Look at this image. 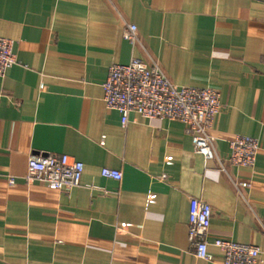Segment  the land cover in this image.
I'll return each instance as SVG.
<instances>
[{
  "label": "crops",
  "instance_id": "0c3cea01",
  "mask_svg": "<svg viewBox=\"0 0 264 264\" xmlns=\"http://www.w3.org/2000/svg\"><path fill=\"white\" fill-rule=\"evenodd\" d=\"M0 36L18 60L0 77V264H221L217 238L264 264V0H0ZM133 57L220 92L213 159L178 121L123 127L106 106L108 68ZM237 135L260 141L254 166L229 162ZM33 154L81 161L80 186L28 182ZM191 198L212 208L213 261L190 246Z\"/></svg>",
  "mask_w": 264,
  "mask_h": 264
},
{
  "label": "built area",
  "instance_id": "2783aa9c",
  "mask_svg": "<svg viewBox=\"0 0 264 264\" xmlns=\"http://www.w3.org/2000/svg\"><path fill=\"white\" fill-rule=\"evenodd\" d=\"M124 37L133 45L138 42L137 26L130 24ZM18 62L14 41L0 36V77ZM106 106L120 114L125 127L131 113L146 119H168L184 125L192 136L194 151L206 160L214 158L211 133L215 119L222 108L221 94L212 87L178 86L172 83L157 65L147 66L140 58L133 57L127 64H112L103 84ZM228 160L240 167H252L261 148L258 139L237 135L229 141ZM84 164L66 154H33L28 159V182H41L58 190H71L81 184ZM101 175L121 180L120 171L103 168ZM163 179L166 176H162ZM13 178L9 179L14 184ZM211 206L191 198L188 216V237L193 253L200 259L214 260L207 240L211 226ZM213 245L220 250L221 264H258L259 247L217 238Z\"/></svg>",
  "mask_w": 264,
  "mask_h": 264
}]
</instances>
